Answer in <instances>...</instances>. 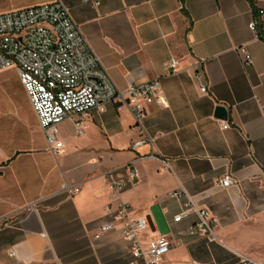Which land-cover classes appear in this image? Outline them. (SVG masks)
<instances>
[{
    "label": "crops",
    "instance_id": "obj_1",
    "mask_svg": "<svg viewBox=\"0 0 264 264\" xmlns=\"http://www.w3.org/2000/svg\"><path fill=\"white\" fill-rule=\"evenodd\" d=\"M53 1L0 0V14ZM61 1L118 89L159 79L165 103L140 122L127 104L93 109L81 136L69 117L54 152L25 91L29 132L0 149V264H140L120 227L100 231L121 202L146 220L144 247L170 240L160 264H264V39L249 27L264 0ZM144 138L152 143L134 147ZM130 168L137 178L116 201L106 173L127 180ZM225 175L236 184L221 186ZM66 184L81 190L65 194ZM178 189L216 220L214 237L198 230L187 196H171Z\"/></svg>",
    "mask_w": 264,
    "mask_h": 264
},
{
    "label": "built area",
    "instance_id": "obj_2",
    "mask_svg": "<svg viewBox=\"0 0 264 264\" xmlns=\"http://www.w3.org/2000/svg\"><path fill=\"white\" fill-rule=\"evenodd\" d=\"M92 1L96 6L100 4V0ZM249 27L264 39V8L257 9V15ZM238 50L243 56L244 65H252L253 58L246 47ZM178 63L179 60L173 57L165 68L174 73ZM8 68L17 70L40 128L54 152H59L64 146L56 127L69 117H78L75 129L76 134L81 136L85 133L84 118L93 109L112 103L127 104L140 122L150 106L161 107L165 103L159 79L131 85L124 91L118 89L74 21L69 8L61 0L0 14V72ZM201 90L207 93V86L204 85ZM230 126L222 122L223 129ZM146 143H152V140L141 139L134 143V147ZM136 178L137 172L133 168L129 169L127 180L112 171L107 172L106 179L114 200L120 199L127 181ZM235 184L236 181L230 175L220 180L223 187ZM80 190L79 185L66 184L63 192L73 196ZM171 196H187L188 210L199 212L202 219L197 225L198 230L214 237L213 224L216 220H209L207 211L199 210L193 198L183 189L173 191ZM130 212L129 204L119 203L112 220L103 223L100 231L110 232L120 227L124 241L129 245L132 255L141 261L140 264H160L171 249L170 240L164 236L151 241L147 248L144 247L140 233L147 227V222L144 218H131ZM182 217L183 214H180L175 221H180ZM242 264L255 263L246 258Z\"/></svg>",
    "mask_w": 264,
    "mask_h": 264
},
{
    "label": "rangeland",
    "instance_id": "obj_3",
    "mask_svg": "<svg viewBox=\"0 0 264 264\" xmlns=\"http://www.w3.org/2000/svg\"><path fill=\"white\" fill-rule=\"evenodd\" d=\"M27 102L17 70L0 72V149L24 143L31 125Z\"/></svg>",
    "mask_w": 264,
    "mask_h": 264
},
{
    "label": "water",
    "instance_id": "obj_4",
    "mask_svg": "<svg viewBox=\"0 0 264 264\" xmlns=\"http://www.w3.org/2000/svg\"><path fill=\"white\" fill-rule=\"evenodd\" d=\"M216 116L219 117L220 119H227L228 117V110L224 106H218L216 108Z\"/></svg>",
    "mask_w": 264,
    "mask_h": 264
},
{
    "label": "trees",
    "instance_id": "obj_5",
    "mask_svg": "<svg viewBox=\"0 0 264 264\" xmlns=\"http://www.w3.org/2000/svg\"><path fill=\"white\" fill-rule=\"evenodd\" d=\"M250 2H251V4H252V6L255 7V3H254V1H253V0H250ZM255 15H257V9H256V8H255Z\"/></svg>",
    "mask_w": 264,
    "mask_h": 264
}]
</instances>
